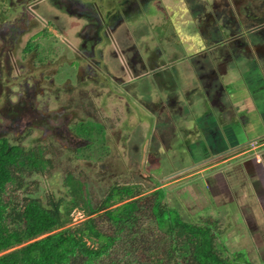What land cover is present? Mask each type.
Listing matches in <instances>:
<instances>
[{"label":"rangeland","instance_id":"1","mask_svg":"<svg viewBox=\"0 0 264 264\" xmlns=\"http://www.w3.org/2000/svg\"><path fill=\"white\" fill-rule=\"evenodd\" d=\"M263 35L264 0H152L145 8L144 0H0V105L7 96L11 109L17 114L24 108L25 114L10 120L0 114V139L44 151L48 159L41 173L23 172L19 196L27 194L42 203L60 200L66 211L71 189L84 187L82 197L95 212L74 206L70 226L91 215L100 217L102 229L110 230L97 207L111 188L126 187L130 192L116 205L133 201L136 226L148 234L156 230L151 204L154 192L162 188L161 207L176 211L186 223L210 225L217 233L216 245L222 243L231 259L245 253L244 238L251 235L237 203L231 210L226 202L220 203L218 185L210 184L213 178L208 174L222 167H215V161H227L238 151L241 137L231 143L216 127V120L212 130L221 136L215 146L211 145L214 136L195 139L181 132L185 121L194 116L185 112V80L201 83L206 78V95L216 100L236 98L240 89H232L231 82L228 87L218 82L232 80L230 74L240 76L237 60L249 49L252 37ZM137 73L139 78L131 79L139 101L131 98L128 84L122 86L124 75ZM87 80L113 94L106 99L109 104L117 95L123 96L124 119L115 133L109 127L102 133L86 121L84 111L79 112L81 118L71 111L70 120L78 119L68 127L73 126L78 143L67 144L63 131L67 123L61 131L54 124L53 101L58 96L62 105L79 111L91 94L85 89L91 86ZM79 86L84 88L76 97L71 90ZM63 94H70V104ZM224 99L230 109V100ZM115 112L103 115L117 123L120 111ZM38 125H44L46 132L36 129ZM209 164L213 168L203 171ZM205 188L218 192H212L213 198L206 194L212 199L209 203L203 200ZM242 257L237 260L264 264L258 259L264 258V250Z\"/></svg>","mask_w":264,"mask_h":264},{"label":"trees","instance_id":"2","mask_svg":"<svg viewBox=\"0 0 264 264\" xmlns=\"http://www.w3.org/2000/svg\"><path fill=\"white\" fill-rule=\"evenodd\" d=\"M43 152L0 139V264H248L239 253L233 259L224 254L209 226L186 223L176 211L161 207L162 190L154 192L151 204L152 233L136 226L133 201L116 205L130 192L126 187L112 188L97 207L110 230L91 215L70 226L74 206L89 208L84 187L71 189L66 211L60 200L42 203L19 196L23 172L41 173L46 166Z\"/></svg>","mask_w":264,"mask_h":264},{"label":"crops","instance_id":"3","mask_svg":"<svg viewBox=\"0 0 264 264\" xmlns=\"http://www.w3.org/2000/svg\"><path fill=\"white\" fill-rule=\"evenodd\" d=\"M150 1L152 0H144V8L149 5ZM152 5L154 4L150 6ZM237 56L236 54L235 57ZM242 60H245L244 64ZM236 68L240 69V76L235 73L234 76L230 74L232 80L221 79L220 82L218 79L215 80L218 84L227 87L231 82L232 89L241 90L238 94L235 93L236 98L224 99L223 97L224 100H230V109L224 106L225 101L221 97H219L220 100H216L212 94L204 93L206 84L209 83L206 78H202L201 83L193 82L191 78L185 80V112H192L194 116L185 121V128L181 132L195 139L200 137L206 139L211 135V137L214 136L213 140L217 141L221 135L212 130L214 129L212 125L216 120L218 125L215 126L219 128L220 133L227 135L231 143L234 142L232 139L238 140L236 136L240 135L239 143L242 146L238 145V151L230 155L227 161L225 159L215 161V167L219 165L222 167L208 174H211L213 178L210 179L213 181L210 184L213 185L216 182L218 185L216 187L220 194H217L215 190L212 192L218 195L220 203L226 202L230 210L235 208L237 203L238 214L244 218L247 231L251 235V238H244L247 243L241 249H244L245 253L240 252L239 254L249 258L253 253L264 250V35L252 37L249 49L237 60ZM195 102L198 103L196 104L198 107L194 105ZM231 105L237 109L233 111ZM109 107L110 111L115 114L111 103ZM196 110H199V114L195 113ZM187 133L191 134L187 135ZM194 133H202V136L194 135ZM252 141L257 143L253 147L249 144ZM194 143L195 146L199 142ZM211 168L213 166L209 164L208 168L205 167L203 171ZM212 192L207 191L206 188L202 189L205 202L209 203L212 200L210 198H213ZM207 193L210 197L206 195ZM206 197L209 201L205 199ZM219 244L224 247L222 243ZM258 259L259 263H264V258L259 257Z\"/></svg>","mask_w":264,"mask_h":264},{"label":"flooded vegetation","instance_id":"4","mask_svg":"<svg viewBox=\"0 0 264 264\" xmlns=\"http://www.w3.org/2000/svg\"><path fill=\"white\" fill-rule=\"evenodd\" d=\"M23 51L26 52V50H24V49H23ZM149 62H150V65H151L150 59H149ZM140 74L141 73L124 75L123 80H122V82H123L122 83V86L125 87L126 84L129 85V86H127V88L130 90V96H131V98H136L135 99L136 101H139V99H138L139 97L135 94V91L133 89L134 86H135V84L133 83V81L136 80L137 78H139ZM69 76L72 77L73 74H70ZM134 76H135V79L132 80L131 78H133ZM127 81H128V83H127ZM83 82H85V79H84ZM87 83H91V86H88V88H85V89L86 90H89L91 94L89 95V98L87 96V99H86L87 100V103L81 105V108H80L79 111H78L77 108L76 109H74V108L68 109L67 108L68 105H62L60 103V99H59L58 96L53 101V105H54L55 109L53 110L52 114L54 112H56V116L54 118V124L58 123L59 124V127H57V128L59 129V131H61V128H62L63 123H67L66 124V129L63 130L64 132H66V133H64L65 134L64 141L67 144H72L73 142L78 143L77 138H75L72 135L74 133V131H75L73 129V126L68 127L71 122H73L75 120V123H76L77 122V119H78V118H75L72 121L70 120L71 115H72L71 111H73L74 117L76 115V116H78L80 118H81L82 115L79 112L84 111V114L86 115V121L87 122H90L91 124L97 125L100 129H102V133H106V130L108 129L107 127L110 128L111 133H115L118 130L119 126L122 125V121L124 119V117L121 116L122 115V111H123L124 106H125L123 96L117 95V97L115 98V100H113L114 102L111 103L114 106V109H118L120 111V114H118L119 116L117 115L118 118H119L118 121H117V123H113L114 121L113 122H109L108 121V118L109 117L107 115H103V113H111V114H114V113H112L110 111L109 100H106L109 97L113 96V94H110L108 91L104 92L105 91V88L104 87H102V86H100L98 84H93L92 81H88L87 80ZM70 85L71 84H68L69 88H71ZM79 88L80 89H83L84 87H80L79 86L78 88H73L74 90L73 89L71 90L72 93L74 92V94H75L76 97H78V95L80 94ZM101 91H103V93H101ZM63 95H65V96L68 95L67 104H70L71 103L70 94H63ZM92 98L94 99V101H93ZM1 100H2V105H0V107H1L0 108V114L8 117L7 119H9V118L11 119L15 115H20V117L21 116L25 117L24 108H21L20 112H18L16 114V112L11 109L10 101L8 100V97L7 96L5 98L2 97ZM111 116H113V115H111ZM26 122L28 123L27 120H26ZM34 124L37 125V121H34ZM81 124H82V121H81ZM28 125H30V124L28 123ZM44 127H45L44 125H38L36 127V129H39L40 128V129H42L43 133H45L46 132V129ZM56 131H57L56 129L53 130V132H55V133H56ZM49 133L52 134V131L50 129H49ZM79 134H82V133H79ZM91 134L92 133L84 134V136L86 138H88L89 135H91ZM118 134H119V136H121V133H118ZM122 134L125 136V133H122ZM52 135H54V134H52ZM84 136H83L82 139L85 141V139H84L85 137ZM97 136L99 137L98 134H97ZM2 139H5V138H2ZM67 139H69V140H67ZM102 139H103V137H102ZM14 145H16V144H14ZM211 145H214L215 146L216 145V140L215 141L213 140ZM31 149H33V148H31ZM31 149H29V150H31ZM108 149L110 150V154H111V151H112V144L111 143H109ZM110 190H112V188ZM159 190H162V188L159 189ZM157 191H155V192H157ZM109 193H110V191L108 192V195H109Z\"/></svg>","mask_w":264,"mask_h":264}]
</instances>
